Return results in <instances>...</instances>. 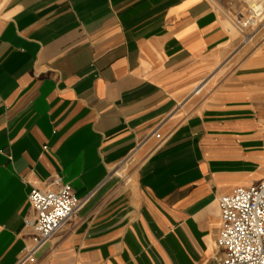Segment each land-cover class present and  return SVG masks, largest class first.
Returning a JSON list of instances; mask_svg holds the SVG:
<instances>
[{
  "label": "crops",
  "instance_id": "0c3cea01",
  "mask_svg": "<svg viewBox=\"0 0 264 264\" xmlns=\"http://www.w3.org/2000/svg\"><path fill=\"white\" fill-rule=\"evenodd\" d=\"M217 4L0 0V264L55 177L82 204L28 264L220 263L218 198L264 180V43Z\"/></svg>",
  "mask_w": 264,
  "mask_h": 264
},
{
  "label": "built area",
  "instance_id": "2783aa9c",
  "mask_svg": "<svg viewBox=\"0 0 264 264\" xmlns=\"http://www.w3.org/2000/svg\"><path fill=\"white\" fill-rule=\"evenodd\" d=\"M249 12L247 15L237 12L231 20L234 29L242 35V44L250 41L244 30L260 18L255 16L250 20ZM50 185L55 189H32L28 195L34 217L26 220L24 227L32 232V245L23 250L17 264L32 263L35 252L81 207L82 202L60 178H53ZM217 203L221 227L216 245L223 254L219 264H264V180L255 186L236 188L220 196Z\"/></svg>",
  "mask_w": 264,
  "mask_h": 264
},
{
  "label": "rangeland",
  "instance_id": "374dc122",
  "mask_svg": "<svg viewBox=\"0 0 264 264\" xmlns=\"http://www.w3.org/2000/svg\"><path fill=\"white\" fill-rule=\"evenodd\" d=\"M219 2H222V4H217V7L219 11L224 15L225 19L228 18L230 21V18H232V15L226 12V7L221 8L225 6V4H228V9L230 12H241L245 15L248 14V10L250 11L251 17L249 19L251 20L253 17L260 16L259 19H255L251 23V27L249 29L244 30V34H246L250 41L246 44H242L245 49L244 52L247 51L251 53V51L255 52L256 49H258L260 46L264 43V0H233V2L229 3V0H217ZM220 5H222L220 7ZM258 12L261 14L257 15ZM234 14V13H232ZM235 16V14L233 15ZM248 19V20H249ZM231 22V21H230ZM255 23V24H254ZM254 25V26H253ZM232 35H234V38L237 42L242 41V35L230 32ZM252 52V53H253Z\"/></svg>",
  "mask_w": 264,
  "mask_h": 264
},
{
  "label": "bare ground",
  "instance_id": "6f19581e",
  "mask_svg": "<svg viewBox=\"0 0 264 264\" xmlns=\"http://www.w3.org/2000/svg\"><path fill=\"white\" fill-rule=\"evenodd\" d=\"M202 88H199L198 90L196 89L195 91V94L199 93V91L201 90ZM194 92V91H193Z\"/></svg>",
  "mask_w": 264,
  "mask_h": 264
}]
</instances>
